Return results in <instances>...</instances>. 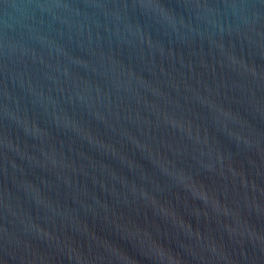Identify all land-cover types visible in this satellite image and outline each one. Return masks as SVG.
<instances>
[{
  "label": "water",
  "instance_id": "water-1",
  "mask_svg": "<svg viewBox=\"0 0 264 264\" xmlns=\"http://www.w3.org/2000/svg\"><path fill=\"white\" fill-rule=\"evenodd\" d=\"M0 264H264V0H0Z\"/></svg>",
  "mask_w": 264,
  "mask_h": 264
}]
</instances>
